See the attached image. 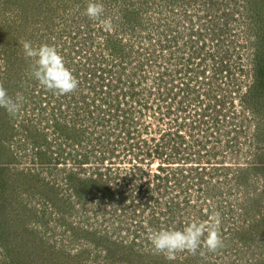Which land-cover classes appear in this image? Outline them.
Segmentation results:
<instances>
[{
    "label": "rangeland",
    "instance_id": "1",
    "mask_svg": "<svg viewBox=\"0 0 264 264\" xmlns=\"http://www.w3.org/2000/svg\"><path fill=\"white\" fill-rule=\"evenodd\" d=\"M161 1L98 0L105 7L104 17L90 20L84 15L88 0H0V83L10 96L24 97L15 117L0 108V264H264V0H177L197 17L203 31L216 28L218 33L227 19L229 33L225 30L216 37L232 38L236 26L244 30L245 59L236 42L239 48L233 49L230 59L225 57V63L234 70L243 63L249 70L246 106L238 100L228 105L219 114V129L206 131L200 125L203 131L183 134L188 138L182 160L170 164L182 169L177 180L154 176L156 161L161 165L162 159L154 156L145 164L138 158L145 147L151 148L145 138L108 144L109 136L100 135L107 126L95 113L92 123L84 120V131L79 126L65 130L63 125L57 131L54 121L70 122L72 114H65V109L45 111L48 92L30 75L31 61L22 52L21 40L54 45L70 70L75 60L82 65L100 58L121 68L124 59L130 62L140 51L138 34L156 33L154 25L150 29L153 20L164 21L162 28L170 29L171 4L156 12ZM139 3L143 10L137 9ZM235 13L240 21L231 23ZM122 16L137 21L136 27H119L115 17ZM104 18L111 20L112 28H104ZM102 30L108 34L107 46L94 56L85 46L93 40L92 49L102 51ZM181 34L189 36L183 27ZM78 80L77 91H88ZM57 97L52 93V102L57 103ZM190 107L192 115L198 112ZM147 110L142 112L146 115L142 131H155L154 124L165 125L156 131L167 128V118L157 117L156 112L163 111L160 107ZM115 131L123 128L118 125ZM76 136L86 137L91 145H105L95 154H85L91 148L84 151L73 144ZM99 153L115 159L89 165ZM123 172L127 179L121 178ZM217 212L222 248L216 252L202 248L203 254L197 255L178 252L172 259L154 254L147 239L154 224L183 230L193 219L206 222Z\"/></svg>",
    "mask_w": 264,
    "mask_h": 264
},
{
    "label": "trees",
    "instance_id": "2",
    "mask_svg": "<svg viewBox=\"0 0 264 264\" xmlns=\"http://www.w3.org/2000/svg\"><path fill=\"white\" fill-rule=\"evenodd\" d=\"M178 2L180 1L164 0L159 2L155 7L156 12H161L163 8H166V4H171L168 11L170 12L168 20L171 25L170 29L168 25H166L168 29L162 28L164 21L161 24L159 21L153 20L150 29H153L154 25L156 33L152 30L146 31L145 35L141 36L142 38L138 34L140 51H137L132 56L130 62L124 59L121 62V68L114 69L103 58H100L99 62L96 59L94 62H86L82 65H77L75 60L71 71L77 79H80L81 82L83 81L88 91L90 90L89 93L84 90V92L76 90L72 94L58 95L57 103L51 100L52 92L47 90L48 94L45 93L46 95H44L48 101L46 102L47 108L45 111L53 113L60 109H65V114L70 111L73 115H66L72 117L70 122L55 120L57 131H60L58 129L60 125H63V128H66L65 130H75L74 127L79 126L84 131V120L87 123H92L95 113L98 119L103 120L102 124L107 126V128L100 130L104 133H100V135L109 136L110 140L111 137L118 140L128 133L125 130L127 117L136 115V109H132L133 113L126 114L125 110H128L126 105L129 103L134 105L133 102H138L141 99L144 102V98L146 99L151 94L153 96L151 101L145 100L144 103L150 104L147 108L152 105L154 110L158 109V107L163 110L161 113L160 111L156 112L157 117L162 119L165 117L168 120V123H166L167 128L164 127L161 131H166L167 135L173 133V136L169 135L163 138L159 142V147L166 145L165 148L174 151V154H171L173 159L163 158L161 165L156 162L157 165L153 174L157 179L159 177L167 178L169 181H172V179L177 180L182 175L180 167H172L170 164H172L171 162L182 160V148L185 147L188 138L187 135H183L185 131H203L201 126H204L206 131H212V128L219 129L221 120L219 114L233 103L235 97L233 96V90L236 85V81L228 76L231 67L226 65L225 61L227 60H225V57L230 59L232 56L231 50L234 49L237 40L233 37L228 38L227 35L225 37L224 35L216 37L225 30H229L227 19L220 24L225 29L221 27L218 33H216V28H212L211 31L209 29L208 32L203 31L199 27L197 17L192 16L190 11L180 6L182 3ZM160 6L161 8H159ZM137 9L143 10L142 4ZM182 13H184L188 21L187 25L182 23ZM233 18L234 14L230 16V20ZM115 20L117 25L123 29L131 30V28L136 27L137 21L133 22L130 17H115ZM176 23L177 26L175 25ZM182 27L187 30L189 36H182ZM173 28L178 29V33ZM106 30L99 32L101 38L103 35L102 51L99 49L98 52L94 48L92 49L93 40L86 43L85 48L88 51H92L94 56L97 53L105 52L109 39ZM206 34L207 36H205ZM81 37L83 36L81 35ZM206 37H209V40ZM177 41L181 42L183 48L180 49L181 45H178ZM83 51L86 53L84 48ZM127 53L130 55V52ZM115 54L120 55L117 52ZM74 55L76 54L74 53ZM77 56L79 58V55ZM128 63H131V65L129 66ZM248 90L249 87L241 94L244 106H246L245 101L248 97ZM92 91H97L99 94L93 96V94H90ZM78 94L79 96H77ZM190 105H192V109L195 107L198 111L196 114L192 115L190 113ZM42 106H45V104ZM203 108L205 111L201 115L208 116V118L199 117V112ZM170 111H173V116ZM211 123L212 125L210 126ZM112 125L115 128L119 125L120 128H123V131H115V128H111ZM162 125L164 124H160L157 127L155 124L152 126L155 127L156 131ZM90 129L92 130V128ZM115 134L117 135L115 136ZM76 137L72 139L73 144L83 148L82 150L84 151L86 148H91L86 150L85 154L88 152L95 154V151L101 150L102 145H105L104 142L98 144L94 142L91 145V142L87 141L86 137ZM130 137L133 138L129 135ZM160 138L162 139V136ZM110 140H107L108 144H110ZM130 141H133V139ZM78 152L80 155H85L80 150ZM102 158L107 159L108 157L102 156ZM106 159H101V161L106 162ZM164 164L167 165L164 166ZM160 169H165L166 172L161 173ZM122 178L127 179L125 175H122ZM154 225L157 230L162 229V226Z\"/></svg>",
    "mask_w": 264,
    "mask_h": 264
},
{
    "label": "clouds",
    "instance_id": "3",
    "mask_svg": "<svg viewBox=\"0 0 264 264\" xmlns=\"http://www.w3.org/2000/svg\"><path fill=\"white\" fill-rule=\"evenodd\" d=\"M105 7L98 0H88L84 15L90 20H100L104 17ZM105 29L112 28L111 20L104 18ZM24 56L31 61L30 75L46 90L55 95L74 93L79 86V80L66 66L64 57L54 45L42 43L33 45L29 40L20 41ZM23 95L10 96L7 89L0 83V108L8 115L15 117L21 111ZM220 214L214 213L206 222L193 219L183 230L149 228L147 239L154 254L164 255L172 259L178 252H188L192 255L203 254L201 249L216 252L224 245L220 232Z\"/></svg>",
    "mask_w": 264,
    "mask_h": 264
},
{
    "label": "flooded vegetation",
    "instance_id": "4",
    "mask_svg": "<svg viewBox=\"0 0 264 264\" xmlns=\"http://www.w3.org/2000/svg\"><path fill=\"white\" fill-rule=\"evenodd\" d=\"M143 103L144 102L141 99L138 102L137 101L133 102L134 105H131L130 103L126 105V107L128 108V110H125L126 114H129L130 112L133 113L132 109H136L135 110L136 115H131L133 117H129V116L127 117V122L125 123V130L128 131V133L126 132L127 134H124L125 137H121V139L129 138V135L130 136L131 135L134 136V137L132 136L133 138L130 137L131 140L134 139V138L138 139V137L145 138L146 142L151 145V148L148 149L147 147H145L144 148L145 149V153L144 154H140L139 157H138L139 159L144 160L146 162L145 164H148V160L151 157H154V156L156 157V159H163V158L173 159V156H172L174 154L173 150L170 151L169 148H165L166 145H164L163 147H159V142H161L163 140V138H165V137H167L169 135L173 136V133L167 135L166 131H149L150 133L148 134L147 133L148 131H142L143 130L142 122L144 120L143 115L146 116L145 113H142L143 111H146V107L143 106ZM170 114L173 116V111H170ZM145 126L147 127V125H145V123H144V127ZM148 129H151L150 126H148ZM116 135L117 134H115V136ZM161 136H162V139L160 138ZM119 138H120V136H119ZM113 140H115V139L113 137H111V140H110L109 143H115ZM138 142L142 146V143H141L142 141L140 140ZM144 144H145V142H144ZM144 149H140V150H144ZM121 150L122 149H120V148L119 149H115L114 148V152L117 153V154L121 153ZM101 159H102V156H101V153H99V156H96V158L94 157L92 159V162L89 163V165H91L93 167H94V164L99 165ZM107 159L108 160L109 159H115V157L114 156H112V157L110 156ZM156 162L158 163L159 161H156ZM137 163L140 164L141 161H137ZM144 168H146V167H144ZM140 172H142V169H140ZM122 175H125V172H123L121 174V178H122ZM121 178L117 177L118 180H120Z\"/></svg>",
    "mask_w": 264,
    "mask_h": 264
},
{
    "label": "built area",
    "instance_id": "5",
    "mask_svg": "<svg viewBox=\"0 0 264 264\" xmlns=\"http://www.w3.org/2000/svg\"><path fill=\"white\" fill-rule=\"evenodd\" d=\"M238 16L239 15L235 13L234 14V18L232 19L231 23H234L237 20L240 21V18ZM182 23L184 25L188 24V21L185 18L184 13H182ZM228 24L230 25V23H228ZM230 33H231L232 37L235 40H237V44L239 46H241L240 54H241V58H242V61H243L245 59L244 56L246 55L245 48L248 45V40H247V37H246L247 35L244 32V30H242L238 26L232 28ZM238 45L235 46V47L239 48ZM231 51H233V50H231ZM232 56H233V53H232ZM228 65H229V67H231V70L228 73V76H229L230 79H234L236 81V85H235V88L233 90V96H235L234 99H233V102L235 104V102H237L236 100H238L239 102H241L243 104V102L241 100V94H243L247 90V87H249L248 84L246 83L247 81H246V78H245L248 75V74H246L249 71L248 67L245 64L241 63L240 65H238L237 69L234 70L233 66H230V64H228ZM240 66H241V69H239ZM240 78L242 79V81H239V80H241ZM242 90H244V91H242ZM237 93H238V95H237Z\"/></svg>",
    "mask_w": 264,
    "mask_h": 264
}]
</instances>
